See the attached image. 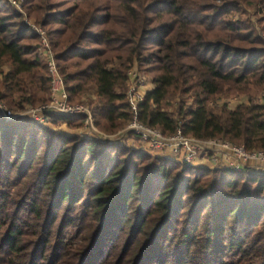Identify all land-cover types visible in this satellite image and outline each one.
<instances>
[{
    "label": "trees",
    "instance_id": "1",
    "mask_svg": "<svg viewBox=\"0 0 264 264\" xmlns=\"http://www.w3.org/2000/svg\"><path fill=\"white\" fill-rule=\"evenodd\" d=\"M263 8L264 0L22 4L47 32L69 102L93 95L98 131L129 123L126 73L136 62L153 85L141 123L247 151H264ZM38 49L23 14L0 0V102L10 110L49 102ZM220 96L247 103L212 108ZM84 120L48 115L40 125L0 114V264H264V174L82 138L72 131Z\"/></svg>",
    "mask_w": 264,
    "mask_h": 264
},
{
    "label": "built area",
    "instance_id": "2",
    "mask_svg": "<svg viewBox=\"0 0 264 264\" xmlns=\"http://www.w3.org/2000/svg\"><path fill=\"white\" fill-rule=\"evenodd\" d=\"M7 1L23 14L25 24L30 26L39 37L38 52L46 63L50 91L47 104L40 107H27L22 111L10 110L3 102H0V114L6 121H30L46 125L48 115H84L83 126L76 130V135L82 138L117 143V141L126 136H134L139 139L142 145L141 150L153 156L168 158L191 166H194L197 160H204L209 163V169L264 174V151H247L243 146L221 139H197L183 135L180 129H177L172 135H165L160 130L141 123L138 119V110L145 94L148 92V85L146 84L147 79L134 67L128 69L126 73V95L130 110L129 123L120 133L114 136L98 131L87 104H72L69 102L65 83L59 71L46 30L29 20L23 13V0ZM263 97L264 95L258 99L259 103H262ZM245 100L237 102L235 107L239 104L247 103V99ZM222 102L221 100H215L210 103V106L214 108L225 105L228 109L234 108L229 103Z\"/></svg>",
    "mask_w": 264,
    "mask_h": 264
},
{
    "label": "rangeland",
    "instance_id": "3",
    "mask_svg": "<svg viewBox=\"0 0 264 264\" xmlns=\"http://www.w3.org/2000/svg\"><path fill=\"white\" fill-rule=\"evenodd\" d=\"M263 10H264V8H263ZM249 13H250V15L252 16L253 15V12L252 11H249ZM252 19L254 20V18L252 17ZM131 67H134V68H136L137 70H138V72L139 73H141L146 79H147V82H146V84L148 85V86H150L151 84H152V78L150 77V76H148L147 74H145V73H142L141 71H140V69H139V66H138V64L136 63V62H133L132 64H130L129 65V67H128V69H130ZM128 71V70H127ZM148 86H147V88H148ZM127 91V90H126ZM262 95V94H261ZM260 95V96H261ZM264 95V94H263ZM262 95V96H263ZM261 96V97H262ZM89 98H92L93 99V95H91V93H90V95H86V96H84V97H82L81 99H80V101H79V103H83V104H87V103H89V101H88V99ZM246 99V97H234V96H229V97H225V96H220V97H218L217 99H216V101L217 100H221V101H223L222 103H229L230 104V106L231 107H235V105L237 104V102H239V101H244ZM259 99V98H258ZM246 101V100H245ZM190 102V101H189ZM221 104V103H220ZM170 106H172V107H169V109H168V111H173L174 109H175V105H173V103H172V105H170ZM222 107V106H221ZM220 106H216V107H214V109H218V108H221ZM61 129L63 130V131H65V132H69V131H66V130H64L65 129V127H61ZM124 128H122L121 130H119L117 133H120L122 130H123ZM72 133H74V134H76V130H73L72 131ZM102 133V132H101ZM117 133H115V134H113V135H111V136H114V135H116ZM105 134V133H104ZM107 135H109V134H107ZM117 143L118 144H127L128 146H130V147H134V148H142V145H141V143H140V141L137 139V138H135V137H133V139H132V137L131 136H126L125 138H123V139H121L120 141H117Z\"/></svg>",
    "mask_w": 264,
    "mask_h": 264
},
{
    "label": "crops",
    "instance_id": "4",
    "mask_svg": "<svg viewBox=\"0 0 264 264\" xmlns=\"http://www.w3.org/2000/svg\"><path fill=\"white\" fill-rule=\"evenodd\" d=\"M153 89V85L148 86L147 91H150ZM195 167H201V168H210L209 163L204 160H197L194 164Z\"/></svg>",
    "mask_w": 264,
    "mask_h": 264
}]
</instances>
